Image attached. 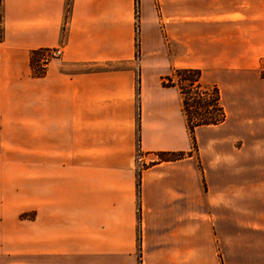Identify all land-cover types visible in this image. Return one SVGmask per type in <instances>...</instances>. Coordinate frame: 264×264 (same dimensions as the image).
Here are the masks:
<instances>
[{
	"label": "crops",
	"instance_id": "obj_1",
	"mask_svg": "<svg viewBox=\"0 0 264 264\" xmlns=\"http://www.w3.org/2000/svg\"><path fill=\"white\" fill-rule=\"evenodd\" d=\"M138 3L0 0V264H264V0ZM185 68L225 119L158 161Z\"/></svg>",
	"mask_w": 264,
	"mask_h": 264
},
{
	"label": "trees",
	"instance_id": "obj_2",
	"mask_svg": "<svg viewBox=\"0 0 264 264\" xmlns=\"http://www.w3.org/2000/svg\"><path fill=\"white\" fill-rule=\"evenodd\" d=\"M70 1V0H69ZM44 50H33L29 55V64L34 77H42L44 68L39 64ZM260 78L264 79V60L259 69ZM162 87L176 88L181 99V113L187 135L191 142V152L196 149L194 131L201 126H215L225 119L224 110L220 104L218 89L213 85L201 82V73L197 69H174L169 76L162 79ZM159 161L174 162L185 159L190 153H167L159 154Z\"/></svg>",
	"mask_w": 264,
	"mask_h": 264
},
{
	"label": "rangeland",
	"instance_id": "obj_3",
	"mask_svg": "<svg viewBox=\"0 0 264 264\" xmlns=\"http://www.w3.org/2000/svg\"><path fill=\"white\" fill-rule=\"evenodd\" d=\"M138 4H139L138 3V0H134V17H135V34H136L135 35L136 36L135 37L136 38L135 48H136V50H137V44H138L137 43V40H138V38H137L138 37V23H137V18H138V14H139V5ZM46 50H54V49H46ZM46 50H44V53L40 57V60H39V64L44 68V70H45L46 65H48L50 62H52V61H54V60H56V59L59 58V57L52 58V59L47 60V62L42 63L41 60L43 59ZM178 52H179V49H178ZM60 54H61V51H60ZM38 68L39 67L36 65V68H34V69L31 68V72H37ZM77 69H80V68L79 67H69V70H71V71L72 70H77ZM189 142H190V139H189ZM195 143H196V141H195ZM196 152H197V146H196V149L195 150H192V152H191V142H190V151L188 153H190V156H191V155H195ZM159 154H164V153H159ZM159 154H156V156H155L158 161H159V159H158V157H159L158 155ZM134 163L136 165V169L137 168L139 169L140 167L142 168V167L145 166L143 155H142V153L138 149L136 150V153H135V156H134Z\"/></svg>",
	"mask_w": 264,
	"mask_h": 264
},
{
	"label": "built area",
	"instance_id": "obj_4",
	"mask_svg": "<svg viewBox=\"0 0 264 264\" xmlns=\"http://www.w3.org/2000/svg\"><path fill=\"white\" fill-rule=\"evenodd\" d=\"M60 56V50L54 49V50H46L43 59L41 60L42 63L47 62V60L52 58H57Z\"/></svg>",
	"mask_w": 264,
	"mask_h": 264
}]
</instances>
